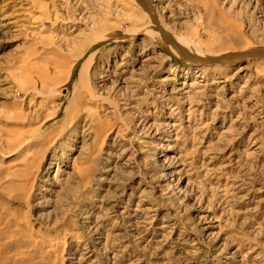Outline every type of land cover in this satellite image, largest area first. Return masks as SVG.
Listing matches in <instances>:
<instances>
[{
	"label": "rangeland",
	"instance_id": "1",
	"mask_svg": "<svg viewBox=\"0 0 264 264\" xmlns=\"http://www.w3.org/2000/svg\"><path fill=\"white\" fill-rule=\"evenodd\" d=\"M124 1L0 0V215L55 249L0 264H264V53L209 64L227 84L205 87L191 54L135 31ZM148 2L180 44L216 46L223 19L240 35L218 46L264 49V0ZM46 73L71 75L58 100ZM77 86L84 102L67 96Z\"/></svg>",
	"mask_w": 264,
	"mask_h": 264
},
{
	"label": "bare ground",
	"instance_id": "2",
	"mask_svg": "<svg viewBox=\"0 0 264 264\" xmlns=\"http://www.w3.org/2000/svg\"><path fill=\"white\" fill-rule=\"evenodd\" d=\"M124 2H125L124 4L126 6H130V7L134 8L135 13H134L133 18L136 20V23H137V26H135L134 29L138 28L139 26H141L142 29H144V28L146 29V28L150 27L151 30H148L147 32L148 33L151 32V34L153 35L152 36L153 39H155V41H157V43L169 41L173 45L172 47L174 49V52L175 51L176 52H183L185 54H191L192 55V57L191 56L190 57L185 56V57L187 59H189V61L191 60L189 62V64L191 63L190 65H195V64L198 65V67L200 68V71L199 72L197 71L198 78H200L201 80L204 81L205 87L208 86L209 80L212 78L216 79V80H214L211 84H209V86L213 85V84H224V85L227 84V79L225 80V78H222V75H219V77H218L217 72H220V71H218L217 69L215 70V68H209L208 67L209 64L216 63V62L220 63V62H224L225 60H229V59L230 60L231 59H239V58H243L244 56L248 57L247 55L255 54L256 52L264 53V49L249 50L250 48L254 47V44L251 42H247V41L240 42L238 46L233 45V44L225 45L224 47H221V45L218 46L217 43L218 44L223 43L225 41H228V39H230V40H231V38L233 39V37L238 38L240 35V31H238V29H236L234 27L228 28L229 23L223 19L222 20L219 19V24L220 25L222 24V26H224L223 28L225 29V31L213 33L212 31L207 30L209 32V34L212 36L213 42H216V46L204 44L199 39L198 33L197 34H191V35H189L190 37H187L186 39L183 37V39H181V41H180L181 42V44H180L178 41L176 42V40L172 39V37L157 24L158 22H156V20H155L156 18H153L154 16L152 17L153 9H152L150 3L148 2V0H145L144 2L142 0H125ZM214 9H216V7L215 8L211 7L210 9L209 8L207 9L208 14L211 18L214 17ZM150 22H152V23H150ZM153 22H155V23L153 24ZM208 25L209 24H207V26ZM152 26H153V28H156L158 31L156 32L152 28ZM135 31L139 32L140 29H135ZM116 36H119V38H121L122 34L118 33V34H116ZM116 36H115V34H110L108 36V38L114 39ZM188 38H190V39H188ZM121 39L124 40L123 38H121ZM144 42L145 41H143V43ZM186 51H187V53H186ZM167 53L172 55L169 50H167ZM92 55H94V54H92ZM218 56H223L224 59L219 61V58L217 59ZM89 58H91V56ZM78 61H80V59H78L77 62ZM67 66H69V69H70V64ZM75 66H76V64H75ZM251 66L252 65L241 67V69L238 70L236 76L241 77L244 74L246 75L248 73L247 71H249ZM61 67L62 66H60L59 64H55L53 69H54L55 73L64 75L65 72H63V70H61ZM25 69H27V67H25V66L20 67V70L22 72ZM192 69L193 68L188 67L186 69V72H188L187 74H191V72L193 71ZM29 71L31 72L34 70L29 69L26 72L29 73ZM84 71L82 72V74H80L82 80H83V78H85L84 77V75H85ZM221 74H222V72H221ZM70 76L71 75L66 77V74H65L66 78L63 77V80H60V81L57 80L56 81L55 77L53 78L47 73L40 75L39 77L37 75V77L39 78V80L42 83V88H44V89L47 88V89H45V90L49 91L47 96L51 100L53 99V101L58 100L57 98H59V96L62 93V91H61L62 87L64 86V84H66L65 82L70 80ZM60 79H61V77H60ZM172 79H174V78H172ZM219 79H223V80H219ZM15 81H16V79H15ZM18 84L19 83H17V86H18ZM23 84H28V81H26V80L22 81L21 85H23ZM78 86L74 87L73 91L71 93H70V90H67V88H66V92L68 93L67 96L71 95V99H69L70 102H73V101L76 102L77 101V102L81 103V102H84L86 100L87 94H83L80 91V88H78ZM26 87L27 88H25V90L27 91V93H30V92L32 93L33 88H31L30 86H26ZM22 91H23V89H22ZM182 91H184V90L180 88L178 92H182ZM92 96H94V95H92ZM91 98L92 97H90V100H91ZM93 99H94V97H93ZM251 99H253V97H251ZM256 107H257V105H256ZM40 136H41V134L38 133L35 136L29 137L25 140H20V139H18L19 138L18 137L16 141L15 140L13 141V144L15 146L14 152L23 151L26 147H28L30 145V143L34 142L35 140L40 139ZM48 170H49V168H48ZM181 173H182V170H179V171L174 173V176L180 175ZM0 225L2 226L1 230H4V234L0 232V237L5 239L4 242L0 243V253L4 252L3 260L5 261V263H9V262L17 261V260H27L31 257L36 258V256H38L39 254L44 252V249L47 250L48 248H49V250H47L46 253L50 254V253L55 252V249H52L50 247V245L53 246V244H54V242L49 241L52 239V237H48V241L43 239L41 237L39 231L37 232L35 230L34 226L31 223H29L27 220H23V218L22 219L17 218L14 215H10V216L0 215ZM209 228H211V227L206 226L205 228H203V231L207 232L209 230ZM7 231L15 234V238L10 239V240H6L5 232H7ZM3 235H4V237H3Z\"/></svg>",
	"mask_w": 264,
	"mask_h": 264
},
{
	"label": "water",
	"instance_id": "3",
	"mask_svg": "<svg viewBox=\"0 0 264 264\" xmlns=\"http://www.w3.org/2000/svg\"><path fill=\"white\" fill-rule=\"evenodd\" d=\"M256 55H259V53H258V52H256V53H255V55H253V54H252L251 56H256Z\"/></svg>",
	"mask_w": 264,
	"mask_h": 264
}]
</instances>
